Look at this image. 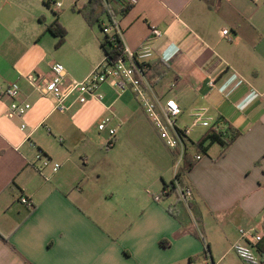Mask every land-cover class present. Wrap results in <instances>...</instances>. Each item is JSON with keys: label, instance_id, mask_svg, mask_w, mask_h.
Wrapping results in <instances>:
<instances>
[{"label": "crops", "instance_id": "crops-1", "mask_svg": "<svg viewBox=\"0 0 264 264\" xmlns=\"http://www.w3.org/2000/svg\"><path fill=\"white\" fill-rule=\"evenodd\" d=\"M47 1L0 0V84L16 81L20 97L34 106L19 117L0 99V264L216 263L231 254L234 242L248 245L239 228L263 232L249 247L260 257L257 264H264V0H130L124 8L108 0L130 49L151 27L162 32L151 40L145 75L149 94L178 102V125H190L193 111L205 107L218 126L239 131L227 146L211 143L191 168L181 169V184L193 191L187 203L175 192L160 201L151 197L173 179L169 148L147 166L135 158L143 152L138 144L131 150L124 145L120 171L114 170L98 155L105 148L111 157L119 138L108 145L102 130L99 145L83 141L82 116L67 117L53 97L35 90L31 77L48 75L53 62L63 64L67 77L82 79L104 56L102 34L94 29L101 33L104 13L89 25L78 10L88 0H75L79 6L71 11ZM55 16L66 30L58 47L47 29ZM80 39L94 56L76 67L66 50L81 49ZM101 91L102 100L93 98L99 105L92 112L101 115L97 124L110 113L116 131L133 119L148 129H130L131 136L155 137L131 90L105 83ZM67 119L70 129L61 127ZM196 128L204 132L191 137L195 141L208 130L197 126L192 132ZM26 135L60 162L57 171L37 167Z\"/></svg>", "mask_w": 264, "mask_h": 264}, {"label": "built area", "instance_id": "built-area-1", "mask_svg": "<svg viewBox=\"0 0 264 264\" xmlns=\"http://www.w3.org/2000/svg\"><path fill=\"white\" fill-rule=\"evenodd\" d=\"M250 1L255 4L261 0ZM47 2L54 4L57 9L61 7L59 1L48 0ZM102 2L104 18L99 22L101 32L108 42L118 40L121 44L122 53L115 58H111L107 53L104 54L102 60L82 79L68 78L63 64L57 61L53 62L50 64L48 75L34 74L31 77L32 85L40 95L53 97L56 102L55 108L60 111L67 110L75 104H83L91 98L102 100L101 86L105 83L121 91L131 90L138 98L140 107L157 131L158 136L171 150L174 165L172 184L179 199L187 203L192 198L193 191L188 185L181 184L179 174L183 169L186 154H190L194 162L201 159L203 154L202 151L194 149L197 140L191 139V132L197 126L207 128V131L211 129L218 130V120L208 115L205 107H200L193 111L190 125H178L177 119L181 113L178 102L172 97L159 98L149 94L151 86L144 73L146 60L153 55V50L150 47L151 40L161 37L162 32L157 27H151L149 36L142 40L136 49H130L123 42L122 29L117 13L108 0H102ZM117 2L120 8H124L130 3V0H117ZM221 34L226 36L228 29H222ZM214 84L215 80L209 78L208 85L214 86ZM20 94V86L16 81L8 82L5 85L0 84V99H7L9 113L19 117L31 108V103L26 99H22ZM113 120V115L107 114L97 124L99 130L107 131L106 143L108 145L113 142V137L116 134L117 128L113 125ZM21 128H25V123L21 124ZM25 141L35 148L34 162L39 169L50 168L51 171L55 172L60 168V162L53 160L41 148L36 146L29 135H26ZM166 192L167 188H163L159 194H152L151 196L155 201H160ZM20 201L23 204H30V201L23 196ZM239 235L248 245L234 242L232 249L244 262L248 264L259 263L260 257L251 250L249 245H255L260 241L263 232L256 229L244 230L239 228ZM207 264L214 263L211 260V263Z\"/></svg>", "mask_w": 264, "mask_h": 264}, {"label": "rangeland", "instance_id": "rangeland-1", "mask_svg": "<svg viewBox=\"0 0 264 264\" xmlns=\"http://www.w3.org/2000/svg\"><path fill=\"white\" fill-rule=\"evenodd\" d=\"M58 1L61 2V9H68L69 11H71L72 6H75V7L79 6V2H77V4H76L74 2L75 0H58ZM50 9H51V7L49 8V13H51ZM75 9H77V8H75ZM93 25H95V23H93ZM94 29H96L97 33L101 36L102 32L101 33L99 32L97 26H94ZM102 36H103V34H102ZM80 45H81V49H79V50L78 49L76 51H73L70 49L66 50L67 57L68 56L70 57L69 62L73 65H76V67L81 66L82 64L86 63V61L90 60L94 56L92 51H90L91 46L88 42L82 41L80 39ZM68 78H72V77H68ZM42 99H43V101H49L50 100V98H42ZM137 101H138V98H137ZM98 105H99V103L96 100H94L93 98H91L90 100H88V102H86L84 105L80 106L75 111L74 110H65L64 111V114H67V117H69V118H73L72 116L74 113L75 114L77 113V116L78 115L82 116L81 129L83 132H82V136L80 139L83 138V141H84V139L85 140H87V139L91 140V141H93V143H95L97 145H99L97 140L101 142L102 136L104 134H106L105 132L99 131L97 129V121L99 118H101L100 117L101 115H99L97 117L96 113L93 114L94 111L92 112V109L98 107ZM33 108H34V106L31 105V108L28 111H31ZM143 113L144 112H142V115H143ZM108 114H110V113H108ZM105 115H107V114H105ZM105 115H102V117ZM144 117L146 119H148L145 114H144ZM23 122L26 125L28 124L26 120H24ZM70 122L71 121H69L68 119L65 120L64 124L61 125V127H65L66 129H70L71 127H73ZM139 127L148 129V127L143 123H139L138 125H135L133 119H131L129 121L127 120L124 123V125L118 131H116V135L113 137V139L115 137H116V139L119 138L116 151L112 152L110 154L111 157H109L106 155V153H105L106 149L104 148V150H102L100 152V154L98 155V159L104 160V162L113 165L114 170L120 171V168H119L120 161L122 160V157L124 154L122 146H124V145L129 146L128 148H130L129 150H131L132 145L138 144L139 146L137 148L141 149L143 152L136 153L138 155V157H135V158L137 161H140L147 166L149 165V163L152 159L160 156L163 151H167V152L169 151L168 147L163 143V141L158 136V133L154 129L152 124H151V127H152L153 132L155 133L154 134L155 137L153 135H151L148 139H146L144 141H140V138H135V137L131 136L129 132H127L130 129H134V128L138 129ZM44 129H43V127H41L39 130L45 132ZM203 130H204L203 128H196L191 133V137L197 138L200 134H202L204 132ZM52 134H55L56 136L58 135V133L53 129H52ZM120 134H122V135H120ZM57 138H58V136H57ZM55 143L58 144V142H55ZM173 166H174L173 165V159L171 158L170 159V167H171L170 171L172 170ZM207 262L211 263V259L208 258ZM214 264H248V263H246L242 259H240L238 257V255L236 254V252L233 249H231V254L227 255L223 259V261H220V262L216 261V263L214 261Z\"/></svg>", "mask_w": 264, "mask_h": 264}, {"label": "trees", "instance_id": "trees-1", "mask_svg": "<svg viewBox=\"0 0 264 264\" xmlns=\"http://www.w3.org/2000/svg\"><path fill=\"white\" fill-rule=\"evenodd\" d=\"M97 9L99 11H97ZM78 10L81 12L83 17L87 21V23L89 25H91V24L99 21V16L101 13H103V2H102V0H88L86 5L83 8L78 9ZM47 29L53 35H55L57 37V41H56L55 46L56 47L60 46L64 42L66 30L58 21L57 16H55V18L48 24ZM100 45L102 46V48L104 50V54L107 53L111 58H115L122 53L121 52L122 51L121 50L122 49L121 44L118 40L115 42H108V41H106L105 37L102 36V38L100 40ZM146 72H147V69L145 68L144 73L146 74ZM238 134H239V131L230 125L226 126L224 128L219 126L218 130L211 129V130L207 131L199 140H197V142H195V144H194V149L203 152V151H205V149L207 148V146L209 144L214 143V142L220 143L223 147H225ZM193 163H194V161L191 159L190 154H186L185 160H184L183 170L186 171L189 168H191ZM172 182H173V180H171L169 183L164 184L163 188H167V192L165 193V196L170 195L171 193L175 192V189L173 187ZM169 211L172 214L175 213L171 209Z\"/></svg>", "mask_w": 264, "mask_h": 264}]
</instances>
